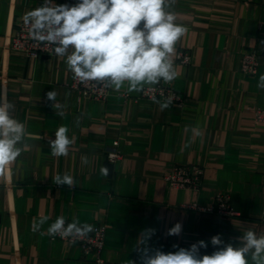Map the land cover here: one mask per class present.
<instances>
[{"label":"crops","instance_id":"obj_1","mask_svg":"<svg viewBox=\"0 0 264 264\" xmlns=\"http://www.w3.org/2000/svg\"><path fill=\"white\" fill-rule=\"evenodd\" d=\"M41 3L0 0V90L28 133L27 148L0 175V264H141L136 246L146 229L156 230L149 248L169 252L204 240L202 254L214 251L210 238L217 234L233 244L248 229L264 235V121L254 113L264 106V88L257 86L264 56L256 74L241 69L243 52L261 49L264 0H176V22L188 28L177 53L187 50L191 60L175 59L178 78L170 84L184 100L163 110V101L127 86L104 100L83 96L69 87L73 75L63 58L29 59L11 50L17 21ZM61 126L73 143L67 156H53L50 141ZM114 146L121 157L110 162ZM177 164L204 168L199 190L170 185ZM66 174L74 187L55 184L56 175ZM218 191L230 194L239 215L190 207L213 204ZM58 216L106 224L102 262L77 243L47 235ZM177 222L181 235L168 236Z\"/></svg>","mask_w":264,"mask_h":264},{"label":"clouds","instance_id":"obj_2","mask_svg":"<svg viewBox=\"0 0 264 264\" xmlns=\"http://www.w3.org/2000/svg\"><path fill=\"white\" fill-rule=\"evenodd\" d=\"M176 0H75L74 3L57 4L54 0H42L39 7L22 18L29 36L52 47L57 57L64 59L67 70L80 83L94 82L119 92L127 86L128 92H143L147 86L153 92L161 82L170 84L178 78L175 59L177 43L188 28L177 23L172 11ZM258 87L264 88V75L259 77ZM55 101L56 93L47 94ZM155 101V96L152 97ZM171 101L160 102L161 109ZM15 105L7 99L6 90H0V175L13 164L27 148L28 135L23 122L14 118ZM69 129L61 126L50 141L53 156H67L73 143ZM196 136L199 129H192ZM84 164L86 156L81 157ZM101 173L108 175V169ZM57 185L75 186L70 175H56ZM45 216L33 225L39 230L47 221ZM94 231L92 225L78 219L66 222L58 216L46 232L50 237L68 238L72 242L88 237ZM155 229H146L139 238L136 249L140 251L141 264H264V235L248 229L238 238V243H226L221 234L210 238L214 248L211 254H202L208 243L199 240L189 247L173 245L175 251L165 252L149 248L148 241ZM182 224L177 222L168 229V236L179 237ZM44 234V233H42ZM132 264H135L132 261Z\"/></svg>","mask_w":264,"mask_h":264},{"label":"built area","instance_id":"obj_3","mask_svg":"<svg viewBox=\"0 0 264 264\" xmlns=\"http://www.w3.org/2000/svg\"><path fill=\"white\" fill-rule=\"evenodd\" d=\"M11 50L21 52L29 59H36L43 56L49 58H56L53 53L52 47H45L43 44L33 40L28 33V28L24 25L22 18L17 21L16 27L12 34ZM178 61L183 64H188L191 60L190 52L187 50H179ZM264 56V38L261 40V49H249L243 52L241 69L245 74L254 75L258 71L260 64L259 58ZM69 87L77 91L83 96L90 97L97 100H104L110 94V88H104L103 85L90 82L83 84L74 78L68 84ZM156 91L153 92L147 86L141 92V97L152 99L155 96L156 100H170L171 103H180L184 97L174 89L171 84L161 82L160 85L155 86ZM255 116L258 120L264 121V106L257 107L254 110ZM117 145V143H116ZM121 157V152L117 146L111 147L107 151V158L110 162H116ZM204 177V168L198 164H177L173 171L167 176L170 185L174 188L195 189L199 190L202 186ZM192 208L201 209L207 212L217 213L223 217L237 216L239 212L234 208L231 203L230 194L226 191H218L215 196V202L209 206H203L197 203L190 205ZM264 220V213L262 216ZM66 222H71L66 220ZM94 231L88 237L80 238L74 243L81 246L85 254L93 253L96 256L97 262H102V252L106 241L107 226L105 223L97 222L92 225ZM53 238V237H52ZM55 238H60L56 236ZM62 239V238H60ZM63 240L71 241L65 238Z\"/></svg>","mask_w":264,"mask_h":264}]
</instances>
